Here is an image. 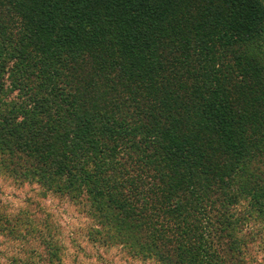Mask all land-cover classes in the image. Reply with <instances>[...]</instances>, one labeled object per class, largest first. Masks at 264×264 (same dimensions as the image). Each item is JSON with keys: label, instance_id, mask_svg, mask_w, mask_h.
Wrapping results in <instances>:
<instances>
[{"label": "trees", "instance_id": "1", "mask_svg": "<svg viewBox=\"0 0 264 264\" xmlns=\"http://www.w3.org/2000/svg\"><path fill=\"white\" fill-rule=\"evenodd\" d=\"M0 170L84 205L92 243L246 264L264 0H0Z\"/></svg>", "mask_w": 264, "mask_h": 264}, {"label": "rangeland", "instance_id": "2", "mask_svg": "<svg viewBox=\"0 0 264 264\" xmlns=\"http://www.w3.org/2000/svg\"><path fill=\"white\" fill-rule=\"evenodd\" d=\"M84 205L0 170V260L3 264H157L122 246L92 243ZM246 264H264V231L244 233ZM249 235V236H248Z\"/></svg>", "mask_w": 264, "mask_h": 264}, {"label": "clouds", "instance_id": "3", "mask_svg": "<svg viewBox=\"0 0 264 264\" xmlns=\"http://www.w3.org/2000/svg\"><path fill=\"white\" fill-rule=\"evenodd\" d=\"M0 264H3V261L2 260H0Z\"/></svg>", "mask_w": 264, "mask_h": 264}]
</instances>
